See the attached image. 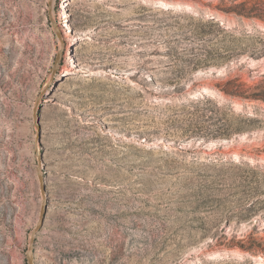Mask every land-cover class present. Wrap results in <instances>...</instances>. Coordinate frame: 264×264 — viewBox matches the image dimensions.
<instances>
[{
	"label": "rangeland",
	"instance_id": "374dc122",
	"mask_svg": "<svg viewBox=\"0 0 264 264\" xmlns=\"http://www.w3.org/2000/svg\"><path fill=\"white\" fill-rule=\"evenodd\" d=\"M64 1L0 0V264H264V0Z\"/></svg>",
	"mask_w": 264,
	"mask_h": 264
},
{
	"label": "water",
	"instance_id": "95a60500",
	"mask_svg": "<svg viewBox=\"0 0 264 264\" xmlns=\"http://www.w3.org/2000/svg\"><path fill=\"white\" fill-rule=\"evenodd\" d=\"M59 59H60V54L58 55V57H57V59H56V65H55L54 68H53V74H56V73H57V70H58L57 65H58V63H59ZM46 90H47V87L44 88L42 95H43L44 93H46ZM41 97H42V96L39 97V99H38V103L40 102ZM41 180H43L42 177H41ZM42 182L44 183V181H42ZM43 190H44V193H46V191H45V185H43ZM47 209H48V201L45 200V202L43 203V206H42V210H41L40 223L38 224L37 228H36V229L33 231V233H32V242L34 241V237H35L36 232H37V231L43 226V224H44L45 214H46ZM28 260H29V263H30V264H35L34 257H33V255H32L31 252H30V254H29V259H28Z\"/></svg>",
	"mask_w": 264,
	"mask_h": 264
},
{
	"label": "bare ground",
	"instance_id": "6f19581e",
	"mask_svg": "<svg viewBox=\"0 0 264 264\" xmlns=\"http://www.w3.org/2000/svg\"><path fill=\"white\" fill-rule=\"evenodd\" d=\"M68 2H69L68 0H65V1H64L65 4H68ZM61 24H62L63 26H67V27L70 26L69 15H65V19H64V21H61ZM74 39H75V40H73V44L77 43V42H78V39H80V38L74 37ZM67 72H68V73H73L72 70H68Z\"/></svg>",
	"mask_w": 264,
	"mask_h": 264
}]
</instances>
